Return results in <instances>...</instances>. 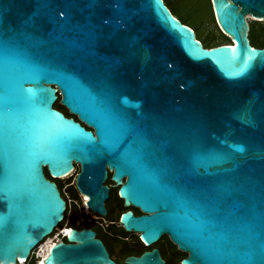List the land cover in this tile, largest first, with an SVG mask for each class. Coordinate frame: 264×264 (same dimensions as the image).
<instances>
[{"label": "water", "instance_id": "95a60500", "mask_svg": "<svg viewBox=\"0 0 264 264\" xmlns=\"http://www.w3.org/2000/svg\"><path fill=\"white\" fill-rule=\"evenodd\" d=\"M210 2L230 44L204 47L163 0H0V264L26 260L62 222L43 167L60 178L73 164L92 212L105 214L107 168L124 205L146 213H122L124 230L146 244L168 235L182 264H264V47L246 20L264 21V0ZM34 114L57 130L40 147ZM66 233L42 264H115L92 230ZM126 261L164 264L156 250Z\"/></svg>", "mask_w": 264, "mask_h": 264}, {"label": "flooded vegetation", "instance_id": "af4514ba", "mask_svg": "<svg viewBox=\"0 0 264 264\" xmlns=\"http://www.w3.org/2000/svg\"><path fill=\"white\" fill-rule=\"evenodd\" d=\"M212 38L213 40L216 39L214 38V36H212ZM200 42L205 47L204 43L201 40ZM230 43V40L226 39V41H220L218 42V44H215L213 46ZM249 43L253 47H257L253 45L250 40ZM54 108L61 111L65 116L72 117L73 119L77 120V117L74 115H70L64 107L54 106ZM79 169V164H73L71 173L68 174L67 177L60 179L51 177L46 168L43 167V172L46 178L55 182L64 200L65 193L66 197L70 201V212L68 215H64V219L58 226V230H61L62 228H72L76 230H92L94 232V238L99 239L102 242L109 259L115 264H129L126 261L128 257H138L142 253L150 252L152 250L157 251L164 264H182L181 261L187 256V253L180 250L176 246V244L171 241L168 235L162 234L157 240H155L151 244H146L140 238L138 232L124 230L120 222V216L122 213L130 211L133 213L134 216H139L146 213H144L138 207H135L133 205H124L123 199L120 198L118 195V187L111 179V170L106 168V177L104 179V182L102 183V185L106 186L108 189L107 198L104 201L105 214L102 216L97 215L96 213L92 212L89 208L86 209V207H84V196L78 192L75 185V178L77 173L79 172ZM66 236L67 233L65 235H62L60 232H58L57 235H54V233L50 235L49 240L44 238V240H42V242L40 243L42 245L47 244L46 250L44 251V255L43 252H41L43 258L45 255L48 254V250L53 244H56L58 242L65 243ZM43 258H32L29 259L25 264H41Z\"/></svg>", "mask_w": 264, "mask_h": 264}, {"label": "snow or ice", "instance_id": "6c2138e0", "mask_svg": "<svg viewBox=\"0 0 264 264\" xmlns=\"http://www.w3.org/2000/svg\"><path fill=\"white\" fill-rule=\"evenodd\" d=\"M63 15V13H61ZM20 91L22 92H27L30 93V89H25L23 84H20L19 88ZM31 100L30 96H25L24 101L25 103H29ZM4 114H5V124L6 127L8 128V131L12 134L13 136V146H14V138H15V129L17 127L16 120H15V106L14 104H7L4 108ZM41 117L39 114H34L32 116V122L38 125L39 131L36 137V146L40 147L42 141L46 139H50L54 136L57 135V130L54 128L50 127H45L42 124H40ZM236 151L242 152L244 151L243 148H240L238 146H234ZM181 150L179 146H177V170L180 171L184 167L183 159L181 158ZM201 157L198 154H194L192 157V161L194 164L198 165V162L200 161ZM15 181L11 180L9 181V187L5 190V197L9 199V204L10 207L15 208L17 205H20L23 203V200L19 193L15 191ZM211 199H219L220 194L219 193H210L209 194ZM87 199V197H85ZM3 218H0L2 220Z\"/></svg>", "mask_w": 264, "mask_h": 264}, {"label": "rangeland", "instance_id": "374dc122", "mask_svg": "<svg viewBox=\"0 0 264 264\" xmlns=\"http://www.w3.org/2000/svg\"><path fill=\"white\" fill-rule=\"evenodd\" d=\"M178 1H179V5L175 7L176 13L180 16L189 18V20L193 24V28L198 38H201V39L208 38V37L212 38V36H214V38H216L215 39L216 42L226 41L225 37L221 35L220 30L215 22L214 14L212 16L213 21L210 20L207 0H178ZM208 2L210 5L211 3L210 0H208ZM249 16L250 15L246 16V20L248 24L250 23L252 30L258 31L259 24L253 23V22L264 23V21L248 19L247 17ZM56 105H57V102L54 103V106Z\"/></svg>", "mask_w": 264, "mask_h": 264}, {"label": "trees", "instance_id": "16d2710c", "mask_svg": "<svg viewBox=\"0 0 264 264\" xmlns=\"http://www.w3.org/2000/svg\"><path fill=\"white\" fill-rule=\"evenodd\" d=\"M163 1H164L165 5L168 7V9L170 10V12L175 17H177L184 25H186V26H188L194 30L193 24L191 23V21L189 20L188 17L180 16L176 13L175 7H177L179 5L178 0H163ZM207 6H208V12H209L210 20L213 21V19H212L213 10H212L211 3L209 5L208 0H207ZM253 23L259 24L258 31L252 30L250 23H249L248 24L249 25L248 38L253 45H255L257 47H262V46L264 47V23H262V22H253ZM194 32H195V30H194ZM220 33H221V31H220ZM221 35L224 36L222 33H221ZM195 36H196V39H198L199 41L201 40L204 43L205 47H207V48L212 47L215 44H218V41L216 42L211 37L201 39V38H198L196 32H195ZM226 39H228V38L225 37V40ZM58 100H59V97L57 98V101H56L57 105L56 106L61 107V105H59V103H58Z\"/></svg>", "mask_w": 264, "mask_h": 264}, {"label": "built area", "instance_id": "2783aa9c", "mask_svg": "<svg viewBox=\"0 0 264 264\" xmlns=\"http://www.w3.org/2000/svg\"><path fill=\"white\" fill-rule=\"evenodd\" d=\"M63 178H65V177H60V179H63ZM64 196H65V202H66V210H65V214H67L68 215V212H69V199L66 197V195H65V193H64ZM84 198V197H83ZM84 203H85V201H84ZM85 207H86V209H88V207L85 205ZM64 219V218H63ZM63 221V220H62ZM60 225V224H59ZM59 225H57L54 229H53V231L46 237V239L47 240H49L50 238H49V236L50 235H52L53 233H54V235H57V233L58 232H60L62 235H65L66 234V231L67 230H69V229H66V228H62L61 230L59 229L58 230V226ZM56 232V233H55ZM55 241H57V240H55ZM41 245L42 244H38V245H36V247L35 248H33V250L30 252V254H29V257L25 260V259H23L24 261H19L20 259H17V262H16V264H25L29 259H32V258H40V259H42L43 258V256L41 255Z\"/></svg>", "mask_w": 264, "mask_h": 264}, {"label": "bare ground", "instance_id": "6f19581e", "mask_svg": "<svg viewBox=\"0 0 264 264\" xmlns=\"http://www.w3.org/2000/svg\"><path fill=\"white\" fill-rule=\"evenodd\" d=\"M248 19H254V20H259V19H255V18H253L252 16H249V17H247ZM67 175H63V176H61V177H66ZM83 196H84V201H85V205H86V201H87V199H85V197H87L85 194H82ZM87 206V205H86ZM67 232V231H66ZM46 247H47V244H43V245H41V252H43V255H44V251L46 250ZM19 261H24L23 259H20ZM42 264V263H41Z\"/></svg>", "mask_w": 264, "mask_h": 264}, {"label": "clouds", "instance_id": "9594fccd", "mask_svg": "<svg viewBox=\"0 0 264 264\" xmlns=\"http://www.w3.org/2000/svg\"><path fill=\"white\" fill-rule=\"evenodd\" d=\"M222 33V32H221ZM223 34V33H222Z\"/></svg>", "mask_w": 264, "mask_h": 264}]
</instances>
